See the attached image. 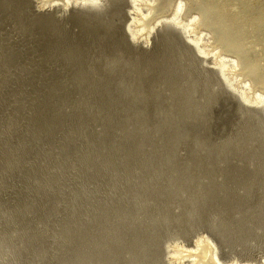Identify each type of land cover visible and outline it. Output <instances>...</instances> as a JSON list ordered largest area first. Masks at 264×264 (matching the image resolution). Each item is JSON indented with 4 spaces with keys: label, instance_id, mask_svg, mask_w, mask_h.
<instances>
[{
    "label": "rangeland",
    "instance_id": "rangeland-1",
    "mask_svg": "<svg viewBox=\"0 0 264 264\" xmlns=\"http://www.w3.org/2000/svg\"><path fill=\"white\" fill-rule=\"evenodd\" d=\"M39 2L0 0V264L262 262L264 105L132 0Z\"/></svg>",
    "mask_w": 264,
    "mask_h": 264
},
{
    "label": "bare ground",
    "instance_id": "bare-ground-1",
    "mask_svg": "<svg viewBox=\"0 0 264 264\" xmlns=\"http://www.w3.org/2000/svg\"><path fill=\"white\" fill-rule=\"evenodd\" d=\"M39 1L40 7L67 9L73 4L98 6L102 0ZM132 2L135 9L130 37L134 41L149 43L163 22H173L188 34L190 44L203 58L212 60L226 84L238 91L245 103L264 105V0ZM172 249L170 260L175 264H264V260L255 263L236 258L222 261L216 243L205 234L199 235L192 246L174 243Z\"/></svg>",
    "mask_w": 264,
    "mask_h": 264
}]
</instances>
